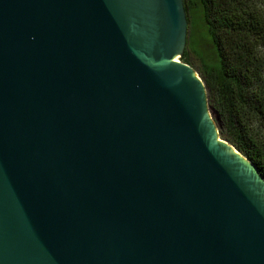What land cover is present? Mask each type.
I'll use <instances>...</instances> for the list:
<instances>
[{
    "label": "water",
    "instance_id": "obj_1",
    "mask_svg": "<svg viewBox=\"0 0 264 264\" xmlns=\"http://www.w3.org/2000/svg\"><path fill=\"white\" fill-rule=\"evenodd\" d=\"M187 43L184 0H0V264H264Z\"/></svg>",
    "mask_w": 264,
    "mask_h": 264
},
{
    "label": "trees",
    "instance_id": "obj_2",
    "mask_svg": "<svg viewBox=\"0 0 264 264\" xmlns=\"http://www.w3.org/2000/svg\"><path fill=\"white\" fill-rule=\"evenodd\" d=\"M188 43L201 38L211 53L199 71L221 137L248 157L264 176V17L252 0H184Z\"/></svg>",
    "mask_w": 264,
    "mask_h": 264
},
{
    "label": "rangeland",
    "instance_id": "obj_3",
    "mask_svg": "<svg viewBox=\"0 0 264 264\" xmlns=\"http://www.w3.org/2000/svg\"><path fill=\"white\" fill-rule=\"evenodd\" d=\"M259 12H262L263 17H264V0H252ZM264 52V51H263ZM185 53L187 54V57L189 60L192 62V64L198 68V70H202V62L208 57L211 53V44L207 39H204L203 37L201 38L200 46L196 50H192L189 47V43H187ZM184 53V54H185ZM197 70V71H198ZM199 73V71H198ZM200 74V73H199ZM212 114L216 121L218 122L217 119V114L214 112L213 109H211ZM264 134V132H261Z\"/></svg>",
    "mask_w": 264,
    "mask_h": 264
}]
</instances>
